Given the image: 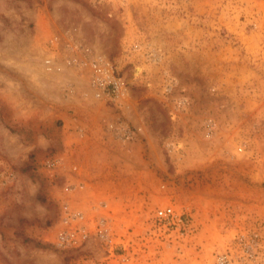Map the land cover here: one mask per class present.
<instances>
[{"label": "rangeland", "instance_id": "374dc122", "mask_svg": "<svg viewBox=\"0 0 264 264\" xmlns=\"http://www.w3.org/2000/svg\"><path fill=\"white\" fill-rule=\"evenodd\" d=\"M0 264H264V0H0Z\"/></svg>", "mask_w": 264, "mask_h": 264}, {"label": "built area", "instance_id": "2783aa9c", "mask_svg": "<svg viewBox=\"0 0 264 264\" xmlns=\"http://www.w3.org/2000/svg\"><path fill=\"white\" fill-rule=\"evenodd\" d=\"M100 84L101 83L99 82L98 85ZM111 85V89H108L105 92V96L109 99H115L118 97L119 83L116 80H113ZM104 88L106 89V86ZM83 218L84 216L81 213L69 215L66 221L70 224L74 223V225L66 226L56 234V244L63 248H72L85 242L89 237V233L82 227L81 224H79ZM154 218L157 223L176 230L180 236L185 234L186 224L182 220L181 215L176 213L173 207L166 206L157 209L154 212ZM95 221L96 237L101 242H105L106 244L110 243V228L108 219L106 217H100Z\"/></svg>", "mask_w": 264, "mask_h": 264}, {"label": "crops", "instance_id": "0c3cea01", "mask_svg": "<svg viewBox=\"0 0 264 264\" xmlns=\"http://www.w3.org/2000/svg\"><path fill=\"white\" fill-rule=\"evenodd\" d=\"M94 193H95V192H94ZM94 193H93V194H94ZM95 194L97 195V193H95ZM96 195H95V196H96ZM104 196L108 197L109 200H114V198H115V197L112 195V193H111L110 191H109V192H105V193H104ZM112 196H113V197H112Z\"/></svg>", "mask_w": 264, "mask_h": 264}]
</instances>
